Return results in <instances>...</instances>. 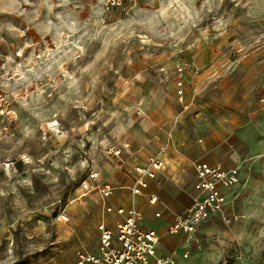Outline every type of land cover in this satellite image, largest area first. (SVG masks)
Segmentation results:
<instances>
[{
	"label": "rangeland",
	"instance_id": "obj_1",
	"mask_svg": "<svg viewBox=\"0 0 264 264\" xmlns=\"http://www.w3.org/2000/svg\"><path fill=\"white\" fill-rule=\"evenodd\" d=\"M105 2L0 0V264H74L95 249L99 195L82 182L90 169L114 185L130 175L125 131L146 114L130 85L163 97L192 58L209 73L193 100L264 97V0ZM250 226L218 264L260 263L264 220Z\"/></svg>",
	"mask_w": 264,
	"mask_h": 264
},
{
	"label": "crops",
	"instance_id": "obj_2",
	"mask_svg": "<svg viewBox=\"0 0 264 264\" xmlns=\"http://www.w3.org/2000/svg\"><path fill=\"white\" fill-rule=\"evenodd\" d=\"M208 74L186 75L184 96L188 107L184 110L175 100L173 72L172 86L163 97L152 84L130 85L127 94L134 103L140 102V110L146 113L125 131L124 139L131 141L135 153L128 166L132 170L130 175L119 173L115 177L118 184L101 181L116 189L107 199L99 196L98 223L104 221L113 228L120 218L114 212L105 213L104 205L136 208L142 215L141 226L154 230L159 237L156 256L169 257L174 264H218L229 252V241L252 237L251 222L264 220V97L227 104L214 97L193 100L191 89L206 82ZM136 75L146 76V69ZM160 147H164L162 170L156 178L147 179L140 195H132L129 186L137 176L133 167L143 164ZM194 162L239 169V182L223 191V216L228 223L223 216H211L191 234L169 235L167 226L190 205L196 192ZM150 197L156 198L154 203H150ZM259 230L258 235H264V226ZM97 246L89 251H95Z\"/></svg>",
	"mask_w": 264,
	"mask_h": 264
},
{
	"label": "built area",
	"instance_id": "obj_3",
	"mask_svg": "<svg viewBox=\"0 0 264 264\" xmlns=\"http://www.w3.org/2000/svg\"><path fill=\"white\" fill-rule=\"evenodd\" d=\"M125 0H106L104 8L114 9L122 6ZM200 67L192 60H182L173 69L175 100L182 110L188 106L185 103L184 80L187 74L199 75ZM264 100V99H262ZM138 114H143L140 109ZM122 149H129L128 143L121 147L114 145L106 149V153L114 156L121 155ZM164 147H160L155 153L149 155L143 164L133 167L136 173L134 183L129 186L132 195H140L147 186V179L156 178L164 166L162 153ZM195 194L190 205L173 222L167 226L166 233L176 235L179 233L191 234L197 226L211 216L222 217L226 204L224 190L230 189L239 182V169L236 167L221 169L206 162H194ZM99 173L90 169L82 187L87 192L96 191L101 199L110 197L116 187L98 180ZM155 197H150V203H154ZM61 201L58 200L57 203ZM104 212H114L120 218L115 221L114 227L107 226L104 221L97 224L99 242L95 251L84 249L75 252L74 264H174L169 257L156 256V246L159 237L154 230L143 228L140 224L142 215L134 207L124 209L113 208L104 205ZM158 215V214H156ZM63 220L67 217L61 214ZM223 220L228 223L225 217ZM187 257V254H183Z\"/></svg>",
	"mask_w": 264,
	"mask_h": 264
},
{
	"label": "trees",
	"instance_id": "obj_4",
	"mask_svg": "<svg viewBox=\"0 0 264 264\" xmlns=\"http://www.w3.org/2000/svg\"><path fill=\"white\" fill-rule=\"evenodd\" d=\"M259 264H264V257H262V260L260 261Z\"/></svg>",
	"mask_w": 264,
	"mask_h": 264
}]
</instances>
